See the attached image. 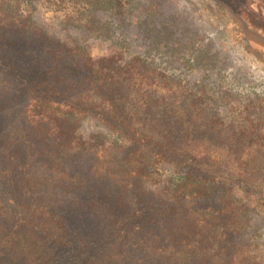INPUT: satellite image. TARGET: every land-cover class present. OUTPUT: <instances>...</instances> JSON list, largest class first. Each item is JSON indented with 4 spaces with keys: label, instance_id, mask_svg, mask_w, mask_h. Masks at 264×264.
Here are the masks:
<instances>
[{
    "label": "rangeland",
    "instance_id": "rangeland-1",
    "mask_svg": "<svg viewBox=\"0 0 264 264\" xmlns=\"http://www.w3.org/2000/svg\"><path fill=\"white\" fill-rule=\"evenodd\" d=\"M98 18L97 35L64 33L95 61L92 71L83 66L76 99L62 96L80 108L65 139L55 140L59 126L28 94L31 84L0 83V264H264V197L252 198L256 221L244 233L226 231L219 244V232L186 220L177 239L176 215L156 190L172 169L133 183L124 152L106 148L110 122L162 138L177 131L179 147L234 172L236 184L263 188L264 0H140L126 17ZM121 73L126 99L116 110L89 82ZM197 128L204 133L194 136ZM211 201L192 206L211 210Z\"/></svg>",
    "mask_w": 264,
    "mask_h": 264
},
{
    "label": "trees",
    "instance_id": "trees-1",
    "mask_svg": "<svg viewBox=\"0 0 264 264\" xmlns=\"http://www.w3.org/2000/svg\"><path fill=\"white\" fill-rule=\"evenodd\" d=\"M138 3L140 0H0V83L7 86L12 82L26 88L32 85L28 94L33 95L35 104H39L38 107L59 126V130H54L57 142L61 141V135L71 131V127L65 123L68 118L80 114L76 110L80 109L79 104H68L63 97L76 99L73 91L81 88L77 78L82 75L83 66L91 71L95 68V61L88 57V47L64 33L81 30L85 37L97 35L101 25L99 14L111 12L123 18L131 14ZM46 20L50 23H46ZM132 68L134 65H129L128 70ZM66 73L73 74L74 79H69L71 86L66 84ZM3 74L11 78L7 81ZM113 77L94 76L90 80L88 76V79L91 94L108 99L111 107L117 110L126 99L119 88L126 78L122 73ZM85 91L90 93L91 90L86 88ZM88 94L84 97L87 96L89 101ZM125 122L128 129L123 127ZM125 122L118 125L110 122L112 125L108 126V130L115 135V142L106 148L117 145L124 152L122 167L128 169L133 183H146L155 171L164 170L165 165L172 169L173 173L165 185L156 186L157 192L170 202L169 208L176 215L171 235L174 234L177 239L185 237L188 233L185 226L187 220L196 226L205 224L212 229L208 228L211 233L219 232L220 244L226 231L244 233L246 227L255 224L256 219L249 204L256 195L264 197V187L236 184L238 177L234 172L222 170L220 163L217 166V162L210 161L204 154L179 147L180 143H176L180 137L177 131L165 130V138H162L151 132L152 127L137 129L133 127V122ZM170 123L180 122H172L169 118L167 124ZM201 131V128H197L193 135L203 134L204 131ZM68 147L74 149L70 144ZM204 198L212 199L211 210L192 206L194 201ZM148 215V210L144 209L139 217L144 219ZM155 216L161 222L166 217L164 214Z\"/></svg>",
    "mask_w": 264,
    "mask_h": 264
}]
</instances>
